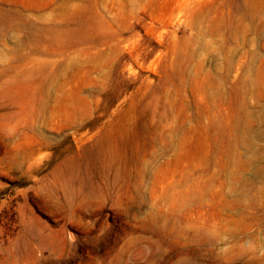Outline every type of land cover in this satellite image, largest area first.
Instances as JSON below:
<instances>
[{
  "label": "rangeland",
  "instance_id": "obj_1",
  "mask_svg": "<svg viewBox=\"0 0 264 264\" xmlns=\"http://www.w3.org/2000/svg\"><path fill=\"white\" fill-rule=\"evenodd\" d=\"M0 264H264V0H0Z\"/></svg>",
  "mask_w": 264,
  "mask_h": 264
}]
</instances>
